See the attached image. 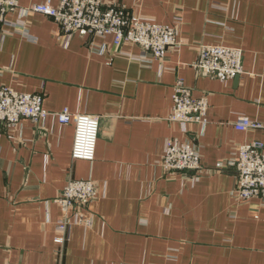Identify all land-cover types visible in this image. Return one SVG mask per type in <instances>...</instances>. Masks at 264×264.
Wrapping results in <instances>:
<instances>
[{
	"label": "crops",
	"instance_id": "1",
	"mask_svg": "<svg viewBox=\"0 0 264 264\" xmlns=\"http://www.w3.org/2000/svg\"><path fill=\"white\" fill-rule=\"evenodd\" d=\"M103 1L174 26L182 46L143 63L138 45L117 48L111 35L66 39L49 16L6 14L0 86L40 94L50 112L96 115L99 131L88 162L71 158L72 122L0 126V264H264V205L240 202L234 171L222 168L238 145L264 140L262 129L233 126L238 116L264 123V0ZM200 44L241 48L244 72L226 81L197 72ZM177 78L207 99L205 124L169 120ZM168 139L196 145L205 169L165 170ZM80 178L97 190L91 223L57 244L56 198Z\"/></svg>",
	"mask_w": 264,
	"mask_h": 264
},
{
	"label": "built area",
	"instance_id": "2",
	"mask_svg": "<svg viewBox=\"0 0 264 264\" xmlns=\"http://www.w3.org/2000/svg\"><path fill=\"white\" fill-rule=\"evenodd\" d=\"M17 10L22 14L36 12L51 17L66 39L76 33L98 37L111 35L117 48L124 42L136 44L141 48V55L136 57L143 63L149 62L150 58L163 60L169 50L179 51L182 46L174 26L130 15L117 2L59 0L54 6L46 0L21 6L18 0H0V23L7 22L8 12ZM15 27L21 32L25 31L24 22L21 20L15 22ZM148 54L150 58L147 57ZM242 58L241 48L200 44L197 59L192 66L197 72L226 81L244 72ZM171 98L169 120L182 124L206 123L207 99L193 97L190 88L185 86L181 78L176 79ZM48 116H53L63 124L73 123L71 158L92 162L99 131L98 116L86 113L72 115L66 108L60 112H50L43 108L40 94L19 92L0 86V126L3 124L13 128L22 118L38 124ZM233 126L239 131L264 130V123L246 116H238ZM161 165L167 171H192L194 176H198L205 169L196 145L173 139L165 142ZM222 168L234 171V193L240 202L259 198L264 205V140L238 145L233 156ZM96 197V186L91 178L68 179L56 198L64 216L57 222L58 234L54 238L55 243L63 244L71 227L90 225L91 219L86 210Z\"/></svg>",
	"mask_w": 264,
	"mask_h": 264
}]
</instances>
